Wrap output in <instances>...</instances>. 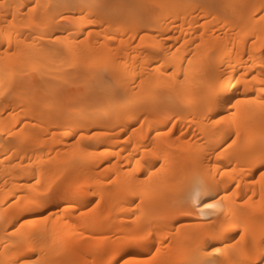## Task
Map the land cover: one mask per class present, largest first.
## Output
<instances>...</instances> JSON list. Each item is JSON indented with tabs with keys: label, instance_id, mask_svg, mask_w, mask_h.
<instances>
[{
	"label": "bare ground",
	"instance_id": "bare-ground-1",
	"mask_svg": "<svg viewBox=\"0 0 264 264\" xmlns=\"http://www.w3.org/2000/svg\"><path fill=\"white\" fill-rule=\"evenodd\" d=\"M23 2L31 5L36 0ZM39 2L52 6L49 14L56 17L57 27L43 36L23 29L24 42L33 47L26 49L23 58L9 60L5 56L0 60V91H5L0 96V264L19 258L29 243L36 244L42 259L74 264L79 253L101 246L95 236H106L110 242L126 230L124 226L135 227L134 212L141 216V222L153 221L162 229L156 246L162 249L163 262L175 264L181 259L176 254L177 243L187 242L189 254L199 256L194 252L196 239L203 236L201 229L209 225V218L184 217L169 209L172 187L185 178L196 160L202 161L201 178L218 184L216 199L230 197L223 201L221 219L226 215L248 223L259 238L264 228L261 185L252 180L259 181L260 177L255 169L248 171L244 152L249 135L259 149L264 114L257 105L242 104L234 121L214 126L202 118V113L210 86L218 88L225 77L239 78L246 73L251 81L253 74L259 76L264 26L255 27L244 9L217 13L212 8L194 10L189 6L259 0ZM119 5L136 7H116ZM60 13L77 19L91 16L97 23H68L60 20ZM205 20L209 21L207 25ZM56 36L69 38L71 53L67 47L53 43ZM133 36L135 39H130ZM16 44L13 35V50ZM20 47L24 48V43ZM6 48L7 39L0 35V55ZM58 49H62V55H56ZM65 57L74 59L77 66L69 67ZM188 60H193L190 69ZM181 64L188 70L187 81L181 73V83L169 82L167 73L173 71V65ZM158 68L165 71L164 76L156 71ZM9 81H14L11 88ZM233 85L236 79L231 80L227 91L219 92L221 103L214 104L211 113L214 120L230 117L236 111L231 106L236 100L256 96L251 90L246 94L243 84ZM54 93L73 101V106L55 103ZM90 97L100 98L101 102L93 103ZM176 115L179 119L173 127L168 118ZM169 128L172 133H168ZM237 128L241 139L229 148L237 139ZM70 129L74 135H63ZM81 132L85 137L81 145L87 147L74 149ZM105 132L118 138L98 140L93 136ZM137 160L141 161L139 172L134 171ZM162 164L164 169L150 183H140L147 180L149 171L155 172ZM227 173L241 178L233 180ZM38 179L40 185L36 183ZM76 180L93 192L50 203L43 213H51L46 225L21 229L24 234L35 233L34 240L14 235L26 219H40L37 213L21 214L23 205L18 204L17 197L42 195L50 183L55 187L63 182V189ZM233 192L237 195L232 196ZM141 199L143 204L137 210ZM82 212L88 215L81 217ZM241 230L227 233L230 243L235 242L232 237L239 238ZM169 235L174 239L169 241ZM161 239L165 241L163 245ZM210 245L223 247L219 241H211ZM226 256L227 253L218 259Z\"/></svg>",
	"mask_w": 264,
	"mask_h": 264
},
{
	"label": "snow or ice",
	"instance_id": "snow-or-ice-1",
	"mask_svg": "<svg viewBox=\"0 0 264 264\" xmlns=\"http://www.w3.org/2000/svg\"><path fill=\"white\" fill-rule=\"evenodd\" d=\"M193 9H203V8H212L219 13L221 10L227 9H244L247 10L250 15L249 20L255 22V27L264 26V0H259L258 3H243V4H230L224 2H217L212 4H195L189 5ZM57 7H61L57 5ZM89 7H92L89 5ZM101 7V6H98ZM116 7H136L133 5H119ZM160 7H163L161 5ZM52 6L40 3L39 0L32 3L31 5L24 3L23 0H0V35L6 37L7 39V48L4 50V54L0 55V60H3L5 56L11 60L13 57L23 58L25 56L26 49L33 47V45L27 44L24 42V32L23 29L29 30L32 35L43 36L46 32L54 30L57 27L56 17L51 16L49 13ZM211 14V13H209ZM60 15V20L68 23H80L83 24L85 21L88 24H95L97 20L89 17H68L62 13ZM217 17L213 16L215 20ZM209 21L205 20V25ZM254 34V33H253ZM15 35L17 44L16 49L13 50L12 47V37ZM91 36V32H89ZM112 37H109L111 39ZM88 38L85 37V40ZM130 39H135V36ZM141 41L144 40V37H140ZM201 39H203V33L201 34ZM21 43H24V48H21ZM54 44H59L67 47L68 52H72V42L68 37L56 36ZM80 43H84L81 41ZM123 44L124 41H121ZM256 41L253 40L255 45ZM154 47L156 45H153ZM199 47V45H197ZM179 51V50H177ZM62 49L56 51V55H62ZM261 64L259 67V76L253 74L251 76V81L247 79V74H241V77H225L220 81L219 87L215 85L210 86L209 93L204 97L205 108L202 113V118L207 121H211L213 125L222 124L229 119L235 120V117L239 114L240 105H257L262 114H264V46L260 53ZM176 56L173 54V60ZM181 60L186 59V57H181ZM249 61L252 64V67H255V61L252 60V57H249ZM66 63L69 64V67H76L77 62L74 59H69L65 57ZM189 69L193 64V60H188ZM33 70H37V66L33 65ZM160 73L161 76L165 75V71L162 68L156 70ZM183 73L184 81L188 79V70L183 69L182 64L177 67L173 65V71L167 73L168 81H176L181 83L178 80L179 75ZM232 79H236V85L243 84L245 93L249 90L256 93L254 98H248L243 100H236L235 104H232V108L236 109L235 112L231 113L230 117L220 116L219 119H213L211 113L214 110V104L219 105L221 103L219 98V92L227 91L228 85L231 83ZM14 81H9V88L12 87ZM68 81H65L67 84ZM143 83V81H141ZM233 85V87H236ZM5 91H0V96H4ZM54 102L58 104H64L67 102L68 106H73V101L63 100L58 94H53ZM92 100V98H89ZM93 103H99L100 98L92 100ZM224 104L230 103V101H223ZM178 115L168 118V122L172 123L173 127H176V120H178ZM183 130L181 129V132ZM168 133H172V128L168 129ZM63 135H74L73 131L70 129L68 132L63 133ZM161 135L158 133V136ZM93 136L98 140L104 138L106 140H114L118 137L110 135L109 133H93ZM237 139L232 140V143L229 145V148H232L233 145H237L238 141L241 139V133L239 128L236 131ZM84 134L81 132L80 137L75 140L73 145L74 149L86 148L87 145H81V141L84 139ZM259 149L255 148V139L249 135L248 139L245 141V152L244 157L248 164V171L251 172L253 169L259 172V181L255 179L252 180V183H259L261 185V212L264 214V132L261 133L259 137ZM118 155V154H117ZM137 168L134 170L136 172L140 171L139 165L140 160L136 161ZM164 169V165L160 166V169H157L155 172L149 171L146 181H141L143 185L145 183H150L152 177L157 175L160 171ZM225 175V173H220ZM204 175L202 161L196 160L190 172L185 176V178L178 184L172 187V199L169 205L171 212L176 213L180 216L189 217V216H198L201 218H209L210 223L207 227L201 229L203 236L196 239V246L194 252L200 254L199 256L193 257L189 254V245L185 243H177L175 246L176 254L181 257V259L175 264H264V228H261L259 238H257L256 232L253 228L249 227L248 223H241L239 220L230 218L229 216H224L221 219L224 209V200L230 199L229 196L221 197L216 199V196L219 194L218 184L212 182H206L201 178ZM231 176L233 180H238L241 177L234 175L233 173H227ZM37 185L41 184V180L36 181ZM54 183V182H53ZM62 183L57 184L55 187L52 184H49V187L46 192L42 195L24 197L23 199L17 197L18 204L23 205L20 209L21 214L27 213H37L40 216L39 220H25L23 224L20 225V228L16 229L14 235H20L25 240L32 241L35 238V233L24 234L21 232V229L27 227H35L39 224L46 225L50 218L49 215H44L45 211H48V205L54 203L57 199L63 198L66 201H69L72 198H78L81 195H86L90 192H93L91 188H85L79 180L71 182L66 188L62 189ZM236 187L240 188V184L236 183ZM137 193L133 192V195ZM237 195L233 192L232 196ZM251 200V197H249ZM234 202V201H233ZM248 201H245L247 204ZM100 201H96V206L98 207ZM143 204V199L141 203L136 205V209L140 210L141 205ZM95 209H90L94 211ZM219 213V214H217ZM81 217L88 215V213L82 212ZM136 215V224L135 227L131 225L124 226L125 231H122L114 240L109 242V238L106 236H95L94 239L97 242V245H101L96 248H89L88 250L79 253V258L74 262V264H166L163 262L160 257L162 254L161 247H157V236L162 232V229L155 226V222L150 221L148 223H143L140 215H137L136 212L133 213ZM214 217V219H212ZM237 229H242L238 232V239L232 237L235 242L230 243L227 233ZM179 232V229H177ZM174 239L169 235V241ZM211 241H219L223 247L210 245ZM165 241L160 240V244L163 245ZM155 248V251H153ZM172 245L169 243V250L171 251ZM210 248V250H209ZM42 251V249L40 250ZM225 259H218L219 257H225ZM33 254L36 255V258L33 259ZM10 264H54L52 261L42 259L39 254H37V246L35 243H29L27 248L23 251H20L19 258L10 261Z\"/></svg>",
	"mask_w": 264,
	"mask_h": 264
}]
</instances>
